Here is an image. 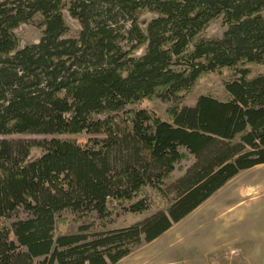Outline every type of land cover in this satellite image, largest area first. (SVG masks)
Wrapping results in <instances>:
<instances>
[{
	"label": "trees",
	"instance_id": "16d2710c",
	"mask_svg": "<svg viewBox=\"0 0 264 264\" xmlns=\"http://www.w3.org/2000/svg\"><path fill=\"white\" fill-rule=\"evenodd\" d=\"M212 73L225 97L186 104ZM259 164L264 0H0V264H115Z\"/></svg>",
	"mask_w": 264,
	"mask_h": 264
},
{
	"label": "rangeland",
	"instance_id": "374dc122",
	"mask_svg": "<svg viewBox=\"0 0 264 264\" xmlns=\"http://www.w3.org/2000/svg\"><path fill=\"white\" fill-rule=\"evenodd\" d=\"M67 23L70 26V34H77L80 26L68 12H64ZM152 15L145 13L141 18V25L145 29ZM226 29L221 19H217L208 27V34L211 36L221 35ZM17 33L20 37L21 44L38 41L42 35V28L31 24H21L17 28ZM144 50L139 51L142 54ZM210 93L222 99L226 95L224 84L220 73H212L202 78L198 86L186 97V104H194L200 94ZM141 107L149 111L156 112L161 118L167 119L166 106L157 100L145 99L141 103ZM95 135L88 133L72 134L70 137L77 139L81 143H85L90 137ZM101 136V135H99ZM15 138L24 139H43L50 137L43 134H24L15 135ZM40 153V150L35 149L32 152L34 157ZM226 190V191H225ZM213 196V195H212ZM208 205L213 207L233 206L229 213L228 219L219 222V225L210 227V221L204 220L202 226L194 224L182 223L174 237L178 238H193L201 241L204 246V241L215 238L233 237L236 247L239 249L238 255L242 258L250 257L254 264H264V164L256 165L252 168L242 170L237 176L227 183L224 191L215 193ZM207 206V205H205ZM214 210L206 209L205 217L213 213ZM151 212L145 213H128L119 221L117 227L131 225L139 220L150 215ZM216 228V231L214 230ZM58 230L61 232H72L76 230V224L69 218L65 224H59ZM204 242V243H203ZM177 244L178 241L173 242ZM163 254L170 253L168 241H158L154 244ZM177 247H180L177 245ZM138 247L132 252H139ZM177 252V251H174Z\"/></svg>",
	"mask_w": 264,
	"mask_h": 264
},
{
	"label": "crops",
	"instance_id": "0c3cea01",
	"mask_svg": "<svg viewBox=\"0 0 264 264\" xmlns=\"http://www.w3.org/2000/svg\"><path fill=\"white\" fill-rule=\"evenodd\" d=\"M225 185L216 192L220 193L224 191ZM214 194L182 220L173 224L171 228L159 237L151 242L140 245L138 248L139 252H131L115 264H254L250 257L242 258L241 255H238L239 249L236 247L233 237L210 238L209 240H205V243L203 242L204 246H202L201 241L193 238L186 239L181 237V235L178 238L174 237V233L184 222L188 224L195 223V226H202L204 224V217V220L210 221V227L214 228L224 218L229 220L228 215L233 206L213 207L208 205L209 201L213 199ZM206 209L214 211L205 217L204 212ZM214 230L216 231V228ZM158 241H168L170 253L166 252L163 254L154 245ZM175 241H178V243L174 244L173 242ZM177 245L180 247H177Z\"/></svg>",
	"mask_w": 264,
	"mask_h": 264
}]
</instances>
